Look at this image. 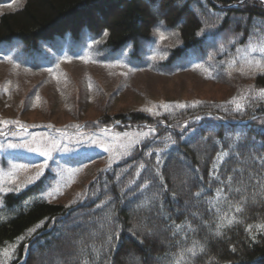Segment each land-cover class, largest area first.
Listing matches in <instances>:
<instances>
[{"label":"trees","instance_id":"obj_1","mask_svg":"<svg viewBox=\"0 0 264 264\" xmlns=\"http://www.w3.org/2000/svg\"><path fill=\"white\" fill-rule=\"evenodd\" d=\"M82 29L104 35L107 60L126 55L162 73L204 61L215 82L243 72L252 79L223 99L159 101L151 111L87 121L155 131L101 168L68 205L37 193L44 176L12 183L0 195V264H38L44 255L46 264H133L128 251L139 256L135 264H264V51L248 46L264 42V1L23 0L0 14V54L38 56L43 40L79 39ZM161 31L180 44L164 59L140 57L139 42L149 46ZM81 225L78 255L68 239Z\"/></svg>","mask_w":264,"mask_h":264},{"label":"rangeland","instance_id":"obj_2","mask_svg":"<svg viewBox=\"0 0 264 264\" xmlns=\"http://www.w3.org/2000/svg\"><path fill=\"white\" fill-rule=\"evenodd\" d=\"M22 1L0 2V14L18 7ZM79 35V39H74L64 33L41 41L38 56L28 58L22 52L14 55L15 51L4 50L0 54V132L4 135L0 139V194L12 183L26 184L43 166L41 176L45 182L37 193L50 201L68 204L81 196L84 186L99 169L126 155L151 129L94 130L77 125L97 120L105 113L148 111L159 101L223 99L252 79L243 72L233 78L225 77L231 79L229 82H215L214 68L204 61H191L172 73H162L152 67L131 65L126 55L106 60L108 49L103 35L92 38L84 29ZM156 37L149 46L147 41L139 42L140 57H167L169 48L180 44L173 33L161 31ZM9 124L24 129L44 125L55 129L6 133L4 127ZM46 151L50 154L42 156ZM182 170L189 175L188 169ZM184 188L182 183L180 190ZM138 225L143 227L144 219ZM85 228L87 225H81L75 234H69L68 240L78 245V255L84 253L80 237ZM128 252L126 259L138 263L137 253ZM47 258L41 256L38 264L48 263ZM52 264L59 262L55 259Z\"/></svg>","mask_w":264,"mask_h":264},{"label":"snow or ice","instance_id":"obj_3","mask_svg":"<svg viewBox=\"0 0 264 264\" xmlns=\"http://www.w3.org/2000/svg\"><path fill=\"white\" fill-rule=\"evenodd\" d=\"M157 13H159V9H156L155 10ZM160 23H162V22H160ZM105 35H107V32H105ZM253 45H255L256 47H259L260 48V50L261 51H264V42H261V41H249L248 42V46L253 50V51H255L256 50V47H253ZM79 58H83V57H79ZM262 67H264V62H258ZM259 92H260V94H261V96H264V89H259L258 90ZM181 107H183V105H180ZM164 107H167V105H165ZM148 111H151V109H147ZM0 123H3V122H0ZM155 131V129H149V133L148 134H151V132H154ZM24 147H27V145H23ZM54 146H56L55 144H54ZM9 147H13V148H15V147H21V145H9ZM30 151H33V152H39L40 151V149L39 148H30ZM50 154V152H42L41 153V155L42 156H48ZM43 174V166H40L39 168H38V170L36 171V173H35V175L33 176V177H31L30 179H29V181H28V183H33V182H35L36 180H38L40 177H41V175ZM0 190H2V188H0ZM18 190V189H17ZM43 198V197H42ZM32 232H35L36 231V229L34 228V229H32L31 230ZM177 264H179V262H177Z\"/></svg>","mask_w":264,"mask_h":264}]
</instances>
